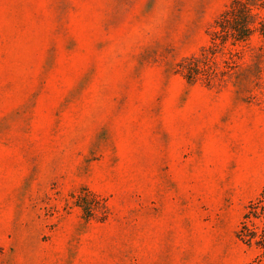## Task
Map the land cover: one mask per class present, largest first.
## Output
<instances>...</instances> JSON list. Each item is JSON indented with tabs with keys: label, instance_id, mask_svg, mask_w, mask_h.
<instances>
[{
	"label": "rangeland",
	"instance_id": "rangeland-1",
	"mask_svg": "<svg viewBox=\"0 0 264 264\" xmlns=\"http://www.w3.org/2000/svg\"><path fill=\"white\" fill-rule=\"evenodd\" d=\"M231 1L0 0V264H264V0L179 67Z\"/></svg>",
	"mask_w": 264,
	"mask_h": 264
},
{
	"label": "trees",
	"instance_id": "trees-1",
	"mask_svg": "<svg viewBox=\"0 0 264 264\" xmlns=\"http://www.w3.org/2000/svg\"><path fill=\"white\" fill-rule=\"evenodd\" d=\"M256 6V0L230 2L228 8L214 23L210 32V44L206 49L179 65L181 75L187 83H193L202 76L205 64L225 47L228 40L232 46L249 41L252 34L258 30L255 27L257 15L253 14ZM257 24L261 25L262 22ZM260 35L264 38V33ZM236 237L244 245L249 247L254 245L264 252V189L248 204Z\"/></svg>",
	"mask_w": 264,
	"mask_h": 264
}]
</instances>
